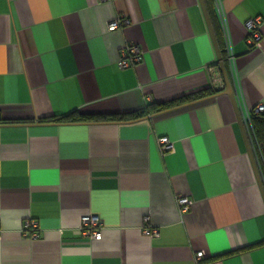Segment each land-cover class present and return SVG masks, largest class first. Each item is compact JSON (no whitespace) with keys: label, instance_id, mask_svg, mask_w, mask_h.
<instances>
[{"label":"crops","instance_id":"0c3cea01","mask_svg":"<svg viewBox=\"0 0 264 264\" xmlns=\"http://www.w3.org/2000/svg\"><path fill=\"white\" fill-rule=\"evenodd\" d=\"M220 1L238 111L215 92L78 123L58 118L125 117L222 83L200 0H0V119L32 121L0 125V264H264V195L239 121L264 107V0ZM203 4L225 49L215 1ZM120 17L128 25L109 32ZM129 45L143 58L121 69ZM84 216L99 240L78 230Z\"/></svg>","mask_w":264,"mask_h":264},{"label":"built area","instance_id":"2783aa9c","mask_svg":"<svg viewBox=\"0 0 264 264\" xmlns=\"http://www.w3.org/2000/svg\"><path fill=\"white\" fill-rule=\"evenodd\" d=\"M101 2H107L109 0H100ZM215 6L217 10V14L222 26V31L224 34L225 39V52H226V60L228 62V65L230 66L231 70L234 69V55L231 50L230 46V40H229V34L225 22L224 13L221 7V1L220 0H214ZM260 19L254 18L252 20H248L246 22V26L250 32V37L248 41L253 44L254 46H260ZM128 25V20L126 18H116L111 23L108 24L107 30L109 32L115 31L120 29L121 27ZM143 52L138 46L129 45L120 51L119 59H118V65L121 69H126L132 66H135L136 64L140 63L142 60ZM220 82V81H219ZM218 88L222 87V83L217 86ZM264 111V107L261 105L256 106L255 108L251 110H245L242 115V122L248 137V141L251 147V150L254 154V158L256 161V166L258 168L260 177L262 179V182L264 184V173L262 169V158L258 152V145L257 141L254 135L250 115L251 112L261 113ZM158 147L162 153H168L173 150V143L167 138V137H160L158 139ZM177 204L180 213L184 214L189 211L190 206L192 205L191 200H189L186 197H178ZM22 228L26 234V236L30 237H38V224L34 220H27L23 223ZM99 228V222L96 217L93 216H84L81 220V226L78 229L80 232L82 231V234L92 237L93 239L99 240L101 238V233L98 230ZM29 231V232H28ZM144 233L147 236H157L158 231L156 229L153 230H144ZM202 253H198V258L202 257Z\"/></svg>","mask_w":264,"mask_h":264},{"label":"trees","instance_id":"16d2710c","mask_svg":"<svg viewBox=\"0 0 264 264\" xmlns=\"http://www.w3.org/2000/svg\"><path fill=\"white\" fill-rule=\"evenodd\" d=\"M208 14L211 15L210 11L208 12ZM211 22H212L213 27L215 28L213 20H211ZM216 38L218 40L217 43L219 46L220 37L218 34H216ZM219 50L221 52L222 60H223L227 75L230 78V74L228 71L229 65H228V62L226 60L225 49L219 48ZM217 63H218V61L215 63V65ZM215 92H218V91L215 90L213 86H209L206 89L200 90L199 92L192 93L189 95H184V96H181L180 98L167 101L166 103H163L160 105L155 104V103L148 104L143 110H139L138 112H134V113L129 114L128 116H125V117L123 115H119V114H94V113L88 114V113L73 112L67 116L59 117L58 120L59 121H67V122H78V123H80V122L96 123V122L120 121L123 119L125 120V118L137 119V118L144 117L150 113L160 112V111L166 110L168 108L174 107L175 105H178V104L190 101V100L206 97V96L211 95ZM250 119H251L254 135H255V138L257 141V145H258V152L262 158V165H263L262 169H263V173H264V113L251 112ZM43 120H40V122H42ZM31 122L32 121H30V120H21L20 121V120H3V119H0V125L26 124V123H31Z\"/></svg>","mask_w":264,"mask_h":264},{"label":"water","instance_id":"95a60500","mask_svg":"<svg viewBox=\"0 0 264 264\" xmlns=\"http://www.w3.org/2000/svg\"><path fill=\"white\" fill-rule=\"evenodd\" d=\"M200 3L203 7V11H204V15H205V18H206V21H207V25H208V29L210 31V34H211V38L213 40V44H214V49H215V53H216V57H217V61H218V64L220 66V71H221V74H222V87L221 88H214L218 91V93H225L226 95H228L234 105V107L236 108V110L238 111V106H237V101H236V96H235V93L233 91V86L231 84V82L229 81L228 79V76H227V72H226V69H225V66H224V63H223V60H222V56H221V52L220 50L218 49V46H217V43L214 39V35H213V32H212V28H211V25H210V21L208 19V15H207V12L206 10L204 9V4H203V0H200ZM241 114V113H240ZM239 114V121L241 123V126H242V132L246 138V142H248V150H249V154L253 160V163H254V169L256 171V174H257V179H258V182H259V185L261 187V190H262V194L264 195V184L262 182V179L260 177V174H259V171H258V168L256 166V161H255V158H254V154L251 150V147H250V144H249V141H248V137H247V134H246V131H245V128H244V125H243V122H242V115Z\"/></svg>","mask_w":264,"mask_h":264},{"label":"bare ground","instance_id":"6f19581e","mask_svg":"<svg viewBox=\"0 0 264 264\" xmlns=\"http://www.w3.org/2000/svg\"><path fill=\"white\" fill-rule=\"evenodd\" d=\"M261 113H263V112H261Z\"/></svg>","mask_w":264,"mask_h":264}]
</instances>
